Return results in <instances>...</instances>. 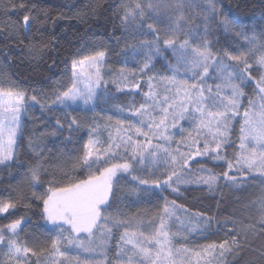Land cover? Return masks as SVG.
Returning <instances> with one entry per match:
<instances>
[{
	"label": "snow or ice",
	"instance_id": "1",
	"mask_svg": "<svg viewBox=\"0 0 264 264\" xmlns=\"http://www.w3.org/2000/svg\"><path fill=\"white\" fill-rule=\"evenodd\" d=\"M216 4L217 0H208L206 4L197 0H122L117 15L125 47L133 58L142 57L141 66L132 73L141 79L131 87L141 86L154 58H163L170 52L174 63L167 65L170 76L148 77V90L138 107L116 109L121 118L115 123L110 118L103 126L97 122L101 86L108 84L103 77L105 50L82 58H77L79 53L74 54L71 84L63 91L60 87L54 89L55 98L50 103L41 102L35 89L29 95L7 78L0 79V166H9L16 159L23 117L37 105L42 113L51 114L47 117L49 123L58 107L61 111L79 109L93 113L87 125L71 112L65 111L63 121L56 117V130L63 132L67 124V140L82 126L88 128V139L71 160L61 153L50 174L52 178L47 181L49 186L40 194L32 191L29 197L27 189L40 186L41 176L48 174L47 161L36 149L47 135L56 134L55 131L41 132L39 136L35 131L32 133L28 147L35 152L36 159L19 183L0 190V217L13 215L21 204L30 207L24 203L28 199L42 201L41 215L51 226L48 231L56 234L43 243H22L19 233L27 223L23 215L0 224V264H239V257L250 240L264 236V28L259 35L254 30L249 35L227 17L217 19L220 13ZM88 7L95 11L104 5L95 0V5L90 3ZM18 8L24 10L27 5H9V0H0V14L4 16L10 14V9ZM35 8L36 5L27 8L22 23L9 21L0 27V33L7 32V39H19L21 31L26 36L34 20L42 23L33 14ZM193 9L199 12L194 15ZM62 15L58 13L53 19ZM261 15L264 19V12ZM221 26L226 33L234 32L233 45L216 47L219 41L213 39V31ZM29 49L34 53L36 46L29 44ZM64 63L67 70V60ZM85 65L94 69V73L84 74ZM253 72L258 76H253ZM121 77L126 80L123 69L114 74L112 81L118 87ZM209 80L214 83H208ZM250 84H254L255 95L243 112L238 151L233 159L227 160V170L217 174L203 166L191 168L190 163H196L198 157H211L213 161L226 159L234 127L232 121L240 117L244 89ZM185 123L189 125L186 135ZM177 129L182 138L174 141ZM104 131L108 133L106 140L102 138ZM75 142L79 143V137ZM173 142L177 144L175 149L171 148ZM69 162L72 170H87L86 178L69 176ZM61 172L63 176H58ZM119 173L130 176L128 195L136 196L137 200L141 194L155 195L152 190L163 191L165 187L178 193L185 184L202 185L214 192L222 180L235 191L257 179L261 187L259 195L242 209H254V216L238 221L233 213L222 224H216L217 229L231 225L224 239L189 246L191 236L199 234L200 239H207L212 234L214 217L193 213L166 197L163 206L155 212L145 210L129 215L119 206L114 212H107L114 202L122 199L116 188ZM121 228L124 230L110 260L109 242ZM180 240L184 243L177 246ZM252 251L256 255L245 264H264V244ZM229 256L234 258L229 261Z\"/></svg>",
	"mask_w": 264,
	"mask_h": 264
},
{
	"label": "trees",
	"instance_id": "2",
	"mask_svg": "<svg viewBox=\"0 0 264 264\" xmlns=\"http://www.w3.org/2000/svg\"><path fill=\"white\" fill-rule=\"evenodd\" d=\"M122 0H100L104 5L95 11L89 8L90 3L95 5V0H9L11 3L20 5L26 4L27 8L36 5L34 15L39 16V21L32 22V30L25 36L21 31L19 39H7V32L0 33V63L4 67L8 76L19 86L25 89L29 95L36 94L43 103H50L55 97L52 94L54 89L60 87L63 91L71 84L70 79V62L74 54L81 48V46L89 40H100L109 45V65L111 72L107 74L108 84L102 85V92L99 98V106L96 109V114L99 117L97 121L101 126L106 121L111 119L115 123L121 117L117 114L118 107H129L135 105L139 106L143 102V93L148 90L147 80L150 76H157V79L162 76H170L171 73L167 70L169 62L174 60L171 53H166L163 58H154L153 67L147 71L143 77V82L139 88H132L131 85L136 83L141 78L133 76L132 73L137 71L141 66V56L132 57L131 52L125 47L126 41L121 39L122 28L120 26L117 9ZM217 9L221 17H227L232 23L245 29L249 35L253 34V30L259 35L262 28H264V19H262V12H264V0H217ZM27 8L20 10L10 9V14L4 16L0 14V27L6 25L7 22H15L20 20L27 11ZM47 13V19L45 18ZM58 13L63 15L54 20ZM144 37H141V39ZM213 39L219 41L216 47H227L236 42L234 32H225L221 26L213 31ZM23 43H20V41ZM50 42V43H49ZM120 42L118 50H114L115 45ZM132 43V41H127ZM29 44L36 46V51L33 53L29 49ZM47 44L48 47H43ZM42 49V50H41ZM67 60V70L64 61ZM55 61V63H53ZM124 70L126 80L121 77V83L118 87L113 83L114 74ZM253 76H258V73L253 72ZM208 83H214L209 80ZM162 87V86H161ZM254 84L245 87L246 93L243 98L244 107L239 111L245 110L248 107V100L252 98L255 93L253 91ZM106 93V94H105ZM163 94V93H162ZM105 100L107 102L105 103ZM103 109V111H101ZM71 112L70 109L65 110ZM65 111H61L59 107L55 110V115L52 116V121L55 126L56 117L63 121ZM76 116L83 125H87L93 116L92 112L85 113L81 110L71 112ZM234 127L231 131V146L226 149L227 157L224 160L214 162L211 157H204L196 159V163H190L192 168L205 167L211 169L214 173L222 174L227 170L226 162L228 159H233L235 153L238 151L240 124L241 119L235 118L232 122ZM56 136L70 143H76L79 137V143L83 144L88 139V128L82 126L79 132L72 134V139L67 140L69 132L67 131V124L65 129L60 132L55 129ZM107 131L102 134L103 139H107ZM223 154V153H222ZM87 170H79L76 179L86 178ZM231 174L235 175V172ZM11 176L10 166H0V190L6 188ZM119 179L116 183L117 194L122 197L120 201L114 202L112 208L107 209V212H114L119 206L126 214H133L138 211L150 210L155 212L156 205L166 197L168 201H175L177 205H182L193 213L202 212L208 216H213V226L210 229L211 235H207V239H200L199 234L191 236L189 239V246H198L212 241L219 242L225 238L226 231L231 225H223L217 229V222H222L235 213V219L241 220L249 216L255 215L254 209L242 210L245 204H249L253 199L259 195L260 183L259 179L255 181H248L247 185L239 191L232 190L225 186L224 181H221V186L214 192H209L202 185L185 184L181 185L179 192H172L171 189L158 193L154 191L155 195L141 194L139 200L136 196H129L128 189L131 187L130 176L119 173ZM42 183L35 189L37 192L43 193L49 186L48 179H41ZM31 197V196H29ZM30 205L26 208L21 204L19 209L11 216L6 218L0 217V224H7L11 219H15L23 215L27 221L24 223L22 233L33 236H41L44 232H49L51 228L47 226L41 215L42 201L28 199L24 202ZM245 222H247L245 220ZM123 228L118 229L114 233V238L110 240L109 247L111 251L108 253V258L111 260L116 252V242L119 240L120 233ZM172 231H177L174 226ZM177 246L184 243L183 240L177 241ZM261 244H264V236H258L250 240L249 245L243 250V254L239 257V264H245V261L256 255L252 250L259 249ZM234 257L229 256L227 259L231 261Z\"/></svg>",
	"mask_w": 264,
	"mask_h": 264
},
{
	"label": "rangeland",
	"instance_id": "3",
	"mask_svg": "<svg viewBox=\"0 0 264 264\" xmlns=\"http://www.w3.org/2000/svg\"><path fill=\"white\" fill-rule=\"evenodd\" d=\"M121 2H120V4H121ZM197 2H199L201 4H206L208 2V0H197ZM192 12L195 15L199 12V9H193ZM199 19L200 18L197 16L198 22H199ZM121 39H124L123 29H122ZM142 39H144V38H142ZM120 44L121 43L118 42L115 45L114 50H118V48L121 47ZM108 49H109V45L105 44L104 42H102L100 40H97V39L96 40H94V39L89 40V41H86L81 46V48L76 52V53H79L77 58H82L83 56L92 55L95 51L105 50L107 52V60H106V63L104 65L103 77H104V80H107V77H108L107 74H109L111 72V71H109L110 65H109V59H108V56H109ZM70 67H71V62H70ZM89 72L94 73V69H91V68H89L88 65H85L84 74H88ZM70 77H71V70H70ZM3 78H7L9 81L14 82L8 76V74L5 72L4 67L0 63V79H3ZM4 86L7 87V84H5ZM19 87L21 89H23L21 86H19ZM243 112H244V110L240 111V117L239 118L241 119V124L243 122ZM50 115L51 114L47 113V112L42 113L39 105H37L34 109L29 110L24 115L23 126H22V136L19 140L16 159L9 165L11 167V176H10L9 182H8L5 189L13 187L17 183H19L22 180L23 174L27 170L29 164L33 163L36 159L35 152H33V150L28 147V140L32 136V133L35 131V134L37 136H39V134L41 132L53 133L55 131V126H54V122L52 121V119H51V123H49V121L47 120V117ZM234 119H233V121H234ZM241 124H240V127H241ZM45 125H47V126H45ZM188 127H189V125L187 123H185L184 124V129H185L184 135L187 134ZM239 130H240V128H239ZM181 138L182 137L179 133V130L177 129L176 132L173 134V139H174V141H179ZM133 139H136V137L134 136ZM139 139L141 141H143L144 138L139 137ZM153 142L156 143L157 141H153ZM82 145L83 144H76V143H70L67 141H63V140L59 139L56 136V134L55 135H47L44 138V140L42 141V143L39 145V147L36 149V152H42L43 153V158L47 161V163L45 164V168H47L48 174L42 175L41 179L50 180L52 178L50 174H51L52 170L57 166V159L61 155V153H63L65 158H68L69 160H71V158L78 155L77 149L81 148ZM176 147H177V144L175 142H173L171 144V148L175 149ZM181 150L186 151L187 149L182 148ZM200 158H204V157H198L196 159H200ZM218 161H220V160H218ZM214 162H217V161H214ZM20 165H23V167H20ZM226 165H227V162H226ZM190 167H191V165H190ZM196 168H199V167H195L193 169H196ZM78 171L79 170H72L71 162H69V164L67 166L68 175L71 177H75L77 175ZM58 176H63V173L62 172L58 173ZM152 179H155V177H152ZM165 188H167V187H165ZM156 190H158V189H154V191H156ZM32 191L37 192V190L35 188L34 189H27L28 196H31ZM37 193L39 194V192H37ZM158 193H161V190H158ZM2 194L7 196V192H3ZM163 203H164V200L162 199L160 201V204L156 205L155 211L157 210L158 207L163 206ZM44 222H45V220H44ZM45 224H46V222H45ZM47 226L51 227L50 225H47ZM55 234H56L55 232H44L43 235L38 237V236H33L30 234L22 233V231H21L19 233V239L22 243L25 241L28 244H35L37 242L43 243L47 238H49L50 236H55ZM97 259H103V257H97Z\"/></svg>",
	"mask_w": 264,
	"mask_h": 264
}]
</instances>
